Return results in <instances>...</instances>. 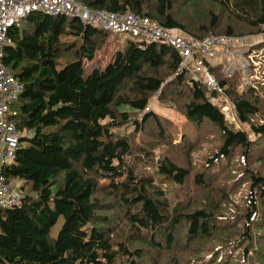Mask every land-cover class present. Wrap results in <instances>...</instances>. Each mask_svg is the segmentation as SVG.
<instances>
[{
    "label": "trees",
    "instance_id": "obj_1",
    "mask_svg": "<svg viewBox=\"0 0 264 264\" xmlns=\"http://www.w3.org/2000/svg\"><path fill=\"white\" fill-rule=\"evenodd\" d=\"M76 1L184 37L264 31V0ZM9 35L2 62L24 87V135L4 177L22 183L23 198L0 212V264H264L260 80L243 86L218 64L224 95L206 98L170 46L137 40L84 78L107 32L35 13ZM261 51L264 42L246 56ZM182 89L201 94L193 113L179 108ZM154 101L172 113L146 112Z\"/></svg>",
    "mask_w": 264,
    "mask_h": 264
},
{
    "label": "built area",
    "instance_id": "obj_2",
    "mask_svg": "<svg viewBox=\"0 0 264 264\" xmlns=\"http://www.w3.org/2000/svg\"><path fill=\"white\" fill-rule=\"evenodd\" d=\"M35 13L50 17L76 18L83 25L107 32L111 37L130 35L142 43L166 44L180 55L179 73L191 75L194 81L204 83L219 95H224V89L210 71V68L218 64L223 65V74L226 76L239 74L243 86H248L254 80L252 59L250 57L249 61L246 56L250 49L243 48V38L228 35L207 36L202 39L184 37L178 30L165 29L148 18L129 12L119 14L92 10L76 0H0V212L18 205L23 198L20 182L6 181L4 170L13 162L24 135L15 123L18 117L15 105L24 87L3 64L2 58L5 48L14 46L10 32ZM255 38L264 39V31ZM212 102L220 104V99L214 97ZM150 108L152 104L146 112ZM222 112L230 118L228 112L230 115L231 109L228 105L222 108Z\"/></svg>",
    "mask_w": 264,
    "mask_h": 264
},
{
    "label": "rangeland",
    "instance_id": "obj_3",
    "mask_svg": "<svg viewBox=\"0 0 264 264\" xmlns=\"http://www.w3.org/2000/svg\"><path fill=\"white\" fill-rule=\"evenodd\" d=\"M259 36V35H258ZM258 36H246L243 37L244 41L242 42L243 44H245V46L243 48H253V46H257L258 44H261L262 42H264V39L262 38H255ZM128 41H135L134 38H132L130 35H118L116 37H110V40L108 42V44L105 46V48L100 51L99 53L96 54L94 60L92 61H86L84 63V78H87L90 73L94 70V69H102L104 70L109 64H111L114 60V55L115 53H117L118 51H123L128 43ZM251 46V47H247V46ZM264 51L259 52L257 55V57H251L252 59V71L254 74V79H256V81L260 80V82H262L263 87H264V55L263 54ZM225 59L227 60L228 58L225 57ZM205 91H204V95L206 98H210V93H209V87H205ZM180 102H179V108L183 110V112H190L193 113L194 110L196 109V107L199 105V101L201 98V94L197 95L196 100L192 99V96H189V93L187 90H180ZM188 105V106H185ZM157 110L158 112H160L161 114L164 115H169L172 112L169 110L164 109L162 106H160V104H157L156 101L152 103V109ZM225 112L227 110H224ZM228 117H230L229 112H228ZM21 182L19 183V186H21ZM26 192H28V188L26 190ZM238 199L240 198V196L237 197ZM64 224V220L61 218L57 224V226L52 229V237L56 238L60 229L63 227Z\"/></svg>",
    "mask_w": 264,
    "mask_h": 264
}]
</instances>
